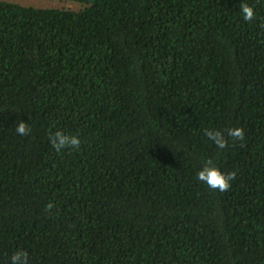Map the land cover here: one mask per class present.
<instances>
[{"label":"trees","instance_id":"obj_1","mask_svg":"<svg viewBox=\"0 0 264 264\" xmlns=\"http://www.w3.org/2000/svg\"><path fill=\"white\" fill-rule=\"evenodd\" d=\"M0 0V264H264V0Z\"/></svg>","mask_w":264,"mask_h":264},{"label":"rangeland","instance_id":"obj_2","mask_svg":"<svg viewBox=\"0 0 264 264\" xmlns=\"http://www.w3.org/2000/svg\"><path fill=\"white\" fill-rule=\"evenodd\" d=\"M18 2L23 5H32L36 7H75L73 3L70 2H62L57 0H9Z\"/></svg>","mask_w":264,"mask_h":264}]
</instances>
